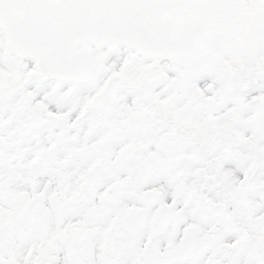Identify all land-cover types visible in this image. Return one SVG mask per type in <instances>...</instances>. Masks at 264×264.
Masks as SVG:
<instances>
[{
	"label": "snow or ice",
	"instance_id": "6c2138e0",
	"mask_svg": "<svg viewBox=\"0 0 264 264\" xmlns=\"http://www.w3.org/2000/svg\"><path fill=\"white\" fill-rule=\"evenodd\" d=\"M0 264H264V0H0Z\"/></svg>",
	"mask_w": 264,
	"mask_h": 264
}]
</instances>
